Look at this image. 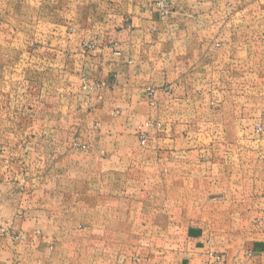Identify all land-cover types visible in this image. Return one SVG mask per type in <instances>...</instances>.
<instances>
[{
	"label": "rangeland",
	"instance_id": "obj_1",
	"mask_svg": "<svg viewBox=\"0 0 264 264\" xmlns=\"http://www.w3.org/2000/svg\"><path fill=\"white\" fill-rule=\"evenodd\" d=\"M153 5L163 28L149 32L191 35L187 48L206 49L212 68L211 82L196 89L198 100L172 112L182 116L170 142L151 133L165 118L155 95L154 117L138 122L135 135L101 136L102 128L116 126L95 115L112 89L60 67L66 58L53 52L73 45L46 23L40 0H0V228L11 240L0 264H181L198 254L188 228L199 224L208 256L221 264L264 240V0ZM79 43L74 49L98 48ZM51 63L64 72L51 71ZM140 132L148 137V160L160 163L162 149L172 147L169 183L161 185L160 170H139L121 192L135 193V201H115L113 169L110 185H97L104 170L98 152L113 145L142 152ZM154 144L159 153L152 154ZM199 145L214 147L220 162L202 170L203 183L193 168ZM202 160L208 163V155ZM179 161L192 165L177 168Z\"/></svg>",
	"mask_w": 264,
	"mask_h": 264
},
{
	"label": "crops",
	"instance_id": "obj_2",
	"mask_svg": "<svg viewBox=\"0 0 264 264\" xmlns=\"http://www.w3.org/2000/svg\"><path fill=\"white\" fill-rule=\"evenodd\" d=\"M40 1L42 5L40 10L45 11L47 8L49 11V21L46 20V23L60 27L65 33L64 40L73 45L60 52H53L55 56L61 55L66 58L67 65L60 67L65 68L67 74L73 72L92 82H102L108 89H112V91H108L106 107L96 108L95 115L100 117L99 120H105V122L113 119L112 122L113 124L116 122V126L115 128H102L101 136L119 139L132 137L137 133L135 126L138 122H144L151 116L154 117V111L149 106V88L156 90L155 99L161 107V115H165L162 121L160 117V119L158 118L162 122V127L152 129L151 133L157 134L160 140L167 138L168 142L171 137L177 136L174 124L176 121H180L182 115L172 112L180 110L182 105H186L192 98L196 102L199 98L196 89L200 90V87L211 82L208 73L212 68L207 64L210 54L206 49L187 48L186 42L191 35L161 33L163 26L158 22L153 5L154 0ZM40 19L42 20L39 23L41 21L43 23V18ZM127 23H131V25ZM85 25L95 26L96 31L94 33L89 30L83 32L85 28L81 31L79 27ZM153 27L154 29L159 27L160 31L156 34L150 33L149 31ZM83 41L97 42L98 48L89 51L74 49V42L76 45H78L77 42H80V48ZM109 44H114L115 48L108 49L107 45ZM50 67L51 71L52 68L59 71L56 69L57 65L51 63ZM64 70L60 69L59 72H64ZM77 81L79 82V79ZM149 115L151 116L149 117ZM105 122L103 124H107ZM148 134L152 135L150 132ZM207 136L210 135L207 134ZM139 142L140 140L138 144H140ZM148 147L150 146L140 145V149L143 150L140 152L136 147L113 145L106 147V151H99L98 154L101 155L99 164L104 169L97 179L100 190L102 191L104 187L110 185L111 176L108 173L112 169L114 185L120 188L118 192H114L115 201L122 199V195H125V201H135V193L122 194L121 192L123 185H132L137 182L135 172L139 170H160L162 173L161 185L167 186L169 182L165 179L169 180L167 173H170V168H173L171 167L173 164L171 165L170 162L172 147L167 146L166 149H162L163 159L160 163L152 159L148 160L147 155L150 153L147 151ZM151 148L153 149L152 154L159 153V149L156 150V144ZM213 149L214 147L210 145H199V148L195 150L198 156L201 154L199 161L193 167L199 171V177L196 180L201 183L208 180L201 175L202 170L214 169L220 164L213 160ZM181 153V156L186 155L184 150L179 154ZM205 155H208L210 160L208 163L202 160ZM127 156L133 160L126 159ZM191 165H187L186 161H179L177 168L190 167ZM119 170L120 173H118ZM130 173H133L134 176ZM164 173L167 174L165 179ZM184 181L186 180L183 179L179 185L185 184ZM90 184L92 182H89L88 185ZM259 200L261 203L264 202V199ZM104 201H107L106 198ZM261 206L264 208L262 204ZM4 231L0 228V261H4V258L7 257L8 243L11 241L2 238ZM204 234L201 224L188 228V240L194 247V252L198 254L190 259L185 256L182 258L181 264H221L215 258L208 256V250H212V248H208ZM226 264H264V240L261 239L254 243L251 249L237 257L227 258Z\"/></svg>",
	"mask_w": 264,
	"mask_h": 264
},
{
	"label": "built area",
	"instance_id": "obj_3",
	"mask_svg": "<svg viewBox=\"0 0 264 264\" xmlns=\"http://www.w3.org/2000/svg\"><path fill=\"white\" fill-rule=\"evenodd\" d=\"M157 6L158 7H160V8H164L165 7V3H158L157 4ZM154 95H155V90L153 89V88H149L148 89V96H149V98H150V100H153V97H154ZM153 104V103H152ZM140 144L142 145V146H146L147 145V143H148V137H147V134L145 133V132H140ZM211 256H212V254H211ZM222 258L221 257H217V260L218 261H220Z\"/></svg>",
	"mask_w": 264,
	"mask_h": 264
}]
</instances>
